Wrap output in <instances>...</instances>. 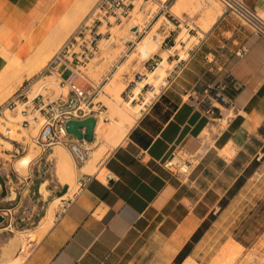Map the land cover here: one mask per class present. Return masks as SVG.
<instances>
[{
	"label": "crops",
	"instance_id": "obj_1",
	"mask_svg": "<svg viewBox=\"0 0 264 264\" xmlns=\"http://www.w3.org/2000/svg\"><path fill=\"white\" fill-rule=\"evenodd\" d=\"M75 1L0 0V45L26 58ZM245 1L264 11V0ZM170 6L161 4L155 14L164 15L160 47L166 50L176 46L182 25L189 26ZM188 29V39L169 52L172 68L165 83L138 110L132 126L95 172L77 170L78 190L29 246L21 264H174L187 244V255L200 244L209 229L203 226L259 172L264 161V39L230 11H223L203 35L199 26ZM191 36L198 39L191 42ZM129 42L125 40V46ZM110 46L119 48L116 43ZM154 54L151 57L159 61L161 54ZM125 55L100 57L99 64L111 65L110 72H115L127 60ZM5 59L0 51V64ZM147 61L123 73L125 90L132 92L150 67ZM223 83L225 105H211L210 91ZM147 91L143 88L133 101L145 98ZM103 105L92 115L106 111ZM98 140L94 130L93 140L79 143L91 149ZM173 153H187L195 161L186 178L163 166ZM106 173L112 178L106 179ZM87 174L91 177L81 187L80 178Z\"/></svg>",
	"mask_w": 264,
	"mask_h": 264
},
{
	"label": "rangeland",
	"instance_id": "obj_2",
	"mask_svg": "<svg viewBox=\"0 0 264 264\" xmlns=\"http://www.w3.org/2000/svg\"><path fill=\"white\" fill-rule=\"evenodd\" d=\"M97 1L98 0H86L83 7H81L79 11L77 10V12L76 9L72 7V9L68 11L70 12L69 14L71 16V20L68 25H62L64 26V29L62 30L63 32L55 37V40L52 42L53 46L50 45L49 47L44 48L40 52L39 56L50 53L53 57L54 54L61 47H63L64 43L74 34L78 25L89 16V13L92 11ZM138 1L141 2V9L143 10V17L141 20L143 24H141L140 32L135 34V36L133 35V38V36L130 35L133 33V31H131V27L135 25L126 28L132 21L131 16L123 18L122 21H114L115 23L120 24L121 32L115 40L105 45V40L101 41L100 39L103 37H110L111 31L108 29V32H101L100 30L102 28L100 26L99 31L103 33L99 36L100 39L98 46L100 52H95L86 66H80L82 71L88 74L92 79L97 82H102V89L97 95H94L93 97L94 99L92 101V106L94 107L96 105V96H100L102 94L103 90L105 89V83L110 80L114 72H110L109 66L111 65L99 64L100 57H109L108 59L113 60L115 56L126 53L125 59H129L130 55L135 51L138 45L137 42L153 30L160 32L162 35V41L164 39V34L161 32V25L163 23L164 15L161 13V16H155V14L161 10V4L167 6L172 5L171 0H167L164 3H159L158 0ZM154 6H157V10L152 12ZM220 6L223 12V4L220 3ZM171 11L179 15L183 21L187 20L189 22V26L186 27L187 29L189 27L193 28L194 26H199L198 15L200 8H197V12L194 11V7L183 8L180 11H175L171 8ZM183 13H185L186 16L183 15ZM113 23L108 25L104 22L103 24L105 28H109L113 25ZM171 26H173V23H171ZM184 28L185 26L182 25V30ZM189 32L190 31L188 29V33ZM125 40H130V46H125ZM111 43H116L119 48L112 49L110 46ZM41 45L42 43L37 46V48H35L31 54L39 51ZM75 49L81 50L79 46H75ZM154 53L151 56H154L155 58L156 55ZM31 54L23 59H27L31 56ZM50 60H48L44 66L35 70V72L30 77L24 79L11 95L7 97L1 96L0 108L10 99H14L17 102L27 101L28 93L31 90L30 88H32L33 84L40 80H44L45 76L48 74H53L55 80L59 85H61L59 76L61 67H57L54 70L48 69L47 64ZM129 60H126L124 64H121L117 68L119 69L121 67L119 75L121 79L123 78L124 72H130L131 69L136 70L144 59H140L138 55H136L134 58ZM154 60L157 61L156 59ZM155 66L156 65H154V67ZM154 67L150 66L148 70H151ZM148 70H144L145 74L141 78H138L137 82L142 80L147 75ZM67 74L68 72L65 73V75ZM131 77L133 78V75H131ZM137 82H135V86L137 85ZM149 85L150 86L143 87L144 89L146 88V90H148L145 94V99H147L148 96L152 97L154 95V93H151V91H153V86L151 84ZM67 89L68 88L65 86V89L62 91L58 85H53L50 86L48 91H40L39 95L43 94L49 98H54L59 94V92L66 94ZM20 93L22 94L17 97V95ZM130 94L131 92L129 91V88L126 90L124 88V91L121 92V95L124 99H128ZM143 99L144 98H141V100L133 102L137 104V107L139 106L140 108ZM25 108L26 112L24 113V117H21L19 126L24 127L25 130L28 131L27 133H32V120L28 117H31L36 112L35 107H33V100H31L28 105L25 106ZM103 109H108V107L103 105L102 110ZM5 111H7V109H3L0 115H4L6 113ZM8 112L15 114L16 110L11 108L8 110ZM134 115L136 118L139 115V111L135 112ZM36 116L41 118L39 124L41 127L44 117H40L42 116V113L40 112ZM106 116L108 117L106 121H108L110 116L108 113H105V117ZM211 128L215 132L218 131V128L215 124H212ZM2 130H0V214L3 215V212L6 213L5 219L0 220V261L5 262V260H8L9 258L18 254L20 250H23L24 254L28 252L30 245L28 242L23 240L24 236L33 230H38L41 226L49 222L48 217L51 207L52 209L54 208L53 218L54 220L56 219V213L62 209V205L69 197L73 196V194L79 188L77 185V170L83 163H77L75 157L72 155L76 168V176L74 179L72 195L68 196V198H63L61 204L54 206L56 198L63 194V189H61V187L63 185L64 187L66 186L67 190L69 187L59 174L57 169V159L55 154H53L55 146L59 143L52 145L46 150H43L42 146H40L34 139L33 141L30 139V142L11 139L6 131V134L4 133L5 129ZM204 134L207 138H209L210 132L208 129H206ZM102 140L103 139L99 136L98 142L94 145V147L89 149V156L95 146L102 142ZM4 141H10L12 143V147L9 148L8 145L6 146V142ZM30 143L31 145H34V151H36V154L33 160L30 162L28 168L21 170L17 167L16 161L21 155L28 151ZM64 146L66 149H68L66 145ZM182 154L185 158L193 160V158H190L187 153ZM258 171V173L254 174L252 178L249 179L247 186L241 192L237 193V195L229 202V205L222 211L218 212V214H216L213 218H211V221H209L210 225H204V228L209 226L208 234L194 250L190 249L191 251L189 255H187L189 264H222L223 260H216L215 258L219 252V249L229 237H233L242 244L241 247L235 248L234 251L236 252V257L229 261V264L264 263V161L259 166ZM44 189H47V193Z\"/></svg>",
	"mask_w": 264,
	"mask_h": 264
},
{
	"label": "bare ground",
	"instance_id": "obj_3",
	"mask_svg": "<svg viewBox=\"0 0 264 264\" xmlns=\"http://www.w3.org/2000/svg\"><path fill=\"white\" fill-rule=\"evenodd\" d=\"M158 1L159 3H161L166 2L167 0ZM85 2L86 0L75 1L73 7L74 9H76V12L77 10L79 11L81 7H83ZM220 3L218 0H174L171 8L175 11H180L183 8L194 7L195 12H197V8H200V12L198 11V24L200 26V30L198 33L199 35H203V32L209 30L222 14ZM156 10L157 6H154L152 12ZM69 13L70 12H66L61 16V18L58 20V23L53 27V29L48 33L45 40L42 42L39 51L31 54V56L27 59H23L19 55L11 53L6 47L0 45V50L6 57L4 62L0 64V98L1 96L7 97L11 95L24 79L30 77L35 72V70L44 66L46 62L52 58L50 53L43 56H39V54L44 48L52 45L55 37L63 32L62 30L64 29V26L62 25H68L71 20V16ZM259 13L264 18V11H260ZM130 16L132 21L126 28L135 25L131 27V31H133V33L130 34L131 36H135L136 30L134 29L138 28L139 26L138 30H141V24H143V22H141L143 17V10L141 9V2H139L138 0L135 2V6L131 11ZM103 27L104 24L101 25V32H105L108 29L111 31L110 37H103L100 39L101 41L105 40V45L115 40L121 32L120 24L115 22L109 28L104 27L105 30L103 29ZM176 36V46L172 47L170 50L161 49L160 45L162 41V35L160 32L154 30L137 42L138 45L135 51L130 55L129 59L134 58L136 55H138L140 59H147L151 57L154 52H159L161 54V58L158 61V64L153 69L148 70L147 75L142 80H139L137 82V85L132 88V92L129 95L128 99H124L121 95V92L126 87V82H123L124 80L122 81V79L119 77L121 67L117 69L112 74L110 80L105 83V89L103 90L102 94L100 96H96V102H103V104L108 107L106 111L100 113L95 126L96 133L103 140L97 146H95L87 160L79 167L82 172H95L101 162L110 153V151L122 140L135 120L134 113L140 110V108L142 107V103L141 107L139 108V106L137 107V104L133 102L134 98L139 96L142 88L146 84H151L153 86V91H151V93H154L159 90L160 85L165 83L166 76L172 68V64H170V62L168 61L169 52H173L174 49L179 48L180 42L182 40H187L188 36L190 35L188 33V29L184 28ZM197 39L198 38L196 36H191L190 41L192 42L193 40ZM180 54L181 56H185V51H181ZM53 85H58L62 91L65 89V86L58 84L53 74H48L45 76L44 80L35 82L28 93V100L17 102V105L14 108V110H16L15 114L10 113L11 111L8 112V110L10 109L7 108V111H5L6 113L4 115H0V130L5 129L4 133L6 131L11 139L24 142H30V139H32L33 141L34 137H36L40 129L39 124L41 118L36 116L37 114H39V111L36 110V112L31 117H28L32 120L31 128H33V132L31 131L32 133H27L28 131H26L24 127L19 126L21 117H24L23 110L25 109V106L28 105L31 100H33V98L40 94V91H48L50 86ZM149 98L150 96H148L147 99L144 98L145 102H147ZM105 113H108L110 116V119L108 121L105 120ZM5 144L6 146L8 145L9 148L12 147V143L10 141H7ZM35 152L36 151H34V145H31L30 143L28 151L17 159V167L21 170L27 169L30 162L35 157ZM53 154H55L57 159V169L59 171V174L61 175L64 182L69 186L67 191L56 198L55 205H53L57 206L58 204L62 203L63 198H68V196L72 195L74 179L76 176V168L71 152L66 149V147L62 143H59L55 146ZM44 190L47 193V189ZM53 209L51 207V210L49 211V222L47 224L41 226L38 230H33L32 232L24 236L23 240L28 242L29 245H31L32 242L38 241L47 231V229L52 225V223L54 222ZM0 216H2V214H0ZM241 246L242 244L239 241H237L233 237H229L219 249V252L215 259L223 260L222 264H229V261L233 260L236 257V252L234 251L235 248ZM23 252V250H20L18 254L9 258L8 260H5V262L0 261V264H21L25 257V254ZM181 264H189L188 257H186Z\"/></svg>",
	"mask_w": 264,
	"mask_h": 264
},
{
	"label": "built area",
	"instance_id": "obj_4",
	"mask_svg": "<svg viewBox=\"0 0 264 264\" xmlns=\"http://www.w3.org/2000/svg\"><path fill=\"white\" fill-rule=\"evenodd\" d=\"M136 1L98 0L89 16L78 25L74 34L54 54L47 64L48 69L54 70L57 67H61L59 74L60 84L66 86L68 89L66 94L59 92L54 98H49L43 94L33 98V107L42 113L44 117L40 131L34 137V140L42 146L43 150L56 143H62L68 147L77 163L82 164L89 157V149L79 143L80 139L68 133L66 122L69 119H82L98 112L99 107L97 105H100V102H96L94 107L92 106V101L94 95H97L102 89V82L92 79L82 71L80 66H86L99 47V36L103 34L99 31V27L104 22L109 25L114 21H122L123 18L129 17ZM219 1L223 4L224 11L235 13L243 23L251 27L254 35L264 39V18L260 15L259 11L251 7L245 0ZM162 6L165 7L164 4ZM75 46H79L81 50H76ZM241 51L244 52V48ZM237 53L240 54V51ZM147 63L149 66L154 67V65L158 64V61H155L153 57H149ZM66 72H68L67 75H65ZM224 87L225 83L212 88L209 94L211 105L216 104V102L220 104L226 103V99L222 94ZM21 94H18L17 97ZM16 103V100L10 99L2 105L0 113L3 109L15 108ZM145 103V99H143L142 105ZM25 112L26 108L23 110V113ZM93 116L98 119L96 115ZM193 164V160L185 158L181 153H173L163 161L164 167L184 178L190 174ZM90 177V174L81 177L80 186H85ZM105 177L106 179H111L112 175L106 173ZM66 206L67 203L65 202L62 205V209L56 213V216L65 210ZM5 213L3 212L2 215L3 220L5 219Z\"/></svg>",
	"mask_w": 264,
	"mask_h": 264
},
{
	"label": "water",
	"instance_id": "obj_5",
	"mask_svg": "<svg viewBox=\"0 0 264 264\" xmlns=\"http://www.w3.org/2000/svg\"><path fill=\"white\" fill-rule=\"evenodd\" d=\"M134 30H137L135 28ZM97 119L95 116H87L82 119H69L66 122L68 133L74 135L76 138L82 140L91 141L94 138V130L96 126ZM67 190L65 186L63 188V193ZM0 220H3V216H0Z\"/></svg>",
	"mask_w": 264,
	"mask_h": 264
},
{
	"label": "trees",
	"instance_id": "obj_6",
	"mask_svg": "<svg viewBox=\"0 0 264 264\" xmlns=\"http://www.w3.org/2000/svg\"><path fill=\"white\" fill-rule=\"evenodd\" d=\"M257 162H258V161H255V162L253 163V165L256 164ZM240 183H241V182H240V179H239V181L235 184V187H236V186H239ZM231 193H232V192H231ZM225 203H226V199H223V200L221 201V206L223 207V206L225 205ZM203 227H204V226H203ZM201 231H202V227L199 228V230L193 235V237H192V241H193V242L198 240ZM189 244H190V243H189ZM189 244H187V246L185 247V249H184L183 251H181L180 254L177 256V258H176V264H180V263L183 261V259L185 258V256L187 255L188 250H186V248L188 249V247H189L188 245H189Z\"/></svg>",
	"mask_w": 264,
	"mask_h": 264
}]
</instances>
